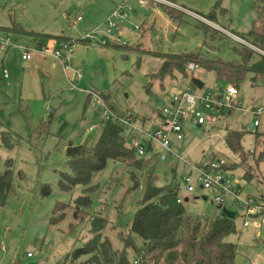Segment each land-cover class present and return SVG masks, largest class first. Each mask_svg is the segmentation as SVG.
Instances as JSON below:
<instances>
[{
    "label": "rangeland",
    "instance_id": "1",
    "mask_svg": "<svg viewBox=\"0 0 264 264\" xmlns=\"http://www.w3.org/2000/svg\"><path fill=\"white\" fill-rule=\"evenodd\" d=\"M258 2L261 0H145L144 3L139 0H0V37L14 41V45L0 54V132L5 130L20 137L19 144L12 149L5 148L0 138V171L11 168L14 181L13 191L0 205L2 263L78 264L87 259L86 255L77 260L73 257L77 248L92 237L89 219L82 218V211L75 219L72 207L85 186L71 191L59 187L61 173H69L66 164L69 144H84L87 140L90 143L100 134L101 126L89 131L90 125L101 123L102 116L100 105L86 91L93 88L105 94L108 105L117 115L132 114L146 128L154 125L156 117L163 118L160 111L169 105V96L189 86L196 89L194 79L204 83L198 88L200 92L225 101L228 98L225 91L232 84L218 80L214 71L203 67H197L193 74L187 70L188 76L175 70L173 76L162 80L158 76L163 62L160 55L199 49L208 58L240 61L235 49L245 42L236 34L247 35L253 28ZM118 4L132 9L128 11V19L119 21L121 41L108 39L104 43V22ZM170 7L181 11L176 12V18L169 15L173 11ZM194 12L205 18H199ZM78 16H82V21L76 23ZM199 19L218 32L206 30ZM15 23L27 32L5 31L4 28ZM46 32L73 39L93 34L87 45L80 40L75 42L74 56L68 61L70 74L53 56L45 53L34 52L31 59H22V47H49ZM117 35L114 31L113 36ZM237 89L233 105L225 114L215 111L212 116L204 104L208 113L205 124L197 127L190 118L183 119L184 137L181 141L173 139V145L187 163L178 162L174 157L163 161L153 153L148 156L150 163L146 170H154L159 176L156 184L179 186L183 207L196 218L213 219L221 209L212 202L216 194L201 188V183L194 184L193 192L187 191L183 178L191 170L190 163L224 161L231 166L221 173L227 179L232 178V182L238 178L242 196L249 195L264 203V75L247 71ZM27 103L35 123L48 121V131L39 132L40 137L35 134L32 141L19 110ZM259 108L263 110L255 115L254 111ZM256 120L259 124L251 129L249 125ZM229 129L243 132L244 155L226 143ZM131 171L135 170L108 161L106 169L91 182L94 188L89 193L93 200L91 208L108 218V227L103 233L116 249L124 247L127 226L143 193L139 186L129 189ZM135 173L144 185L147 179L140 171ZM60 201L70 203L64 209L66 215L58 224H51L52 210ZM84 210V214L91 213L90 209ZM230 210L236 212L235 231L226 240L237 244L234 264H264V224L255 223L261 221L262 215L246 216V208L235 204ZM245 219L251 222L247 226ZM131 239L127 255L135 262L143 239L136 234H131Z\"/></svg>",
    "mask_w": 264,
    "mask_h": 264
},
{
    "label": "trees",
    "instance_id": "2",
    "mask_svg": "<svg viewBox=\"0 0 264 264\" xmlns=\"http://www.w3.org/2000/svg\"><path fill=\"white\" fill-rule=\"evenodd\" d=\"M170 9L173 11L169 15L173 18H176L177 11L181 12L175 8L170 7ZM256 11L257 19L253 28L246 33L247 35L236 34V37L245 42L241 48L235 49L241 57L240 61L225 62L220 58H208L199 49L180 54L165 53L160 55L163 62L158 76L163 80L168 75L173 76L175 70L188 76L187 70L190 71L188 67L190 63L197 64L198 67H203L209 72L214 71L218 80L226 81L236 87L247 71L264 75V0L257 3ZM206 19L213 20L207 17ZM200 24L201 26L203 24L206 30L213 29L202 20ZM4 29L8 33L12 30L27 32L17 23ZM215 32L218 31L215 30ZM214 33L212 35L215 37ZM59 39L69 42L89 40L64 36H59ZM251 46L263 51H256ZM102 97L108 103L105 94L104 96L102 94ZM19 110L26 120L30 140L35 134L40 137L39 132L48 131V121L41 120L35 123L32 120L28 103L25 106L21 105ZM99 114H101L100 108ZM129 115L131 116L127 117L129 121L136 124V117ZM158 125L159 123L155 121L153 128ZM141 126L144 127V122ZM100 128L97 140L90 143L87 140L84 144H69L66 151L69 173L62 172L59 182V187L63 191H71L80 185L85 186L82 194L74 200L72 207L75 208V219L79 217L80 211H82V218L86 216L89 219L92 237L83 246L77 248L73 254L74 260L86 255L87 259L78 264H234L238 252L237 244L226 240L227 235L235 231L234 218H229L222 211L213 219H200L188 214L182 205L183 202L178 201L179 186H159L156 184L159 176L154 170H146V165L150 163L148 156L152 153L157 154L154 151L155 145L146 142L148 154L140 156L137 149L127 143L131 131L124 123L110 119ZM0 135L2 145L7 149H12L20 142L18 135L5 130H1ZM242 140L243 132L234 129L227 131L226 143L241 156L244 155ZM108 161L122 163L135 171L138 170L147 179L143 185L135 171L130 172L132 185L129 189L139 186L143 189V193L136 204L137 209L133 219L127 226L123 249H116L112 240L103 233V230L108 227V218L102 212L91 208L93 200L89 193L94 189L91 182L97 174L106 169ZM230 166L223 165L222 169L227 170ZM248 172L246 170V173ZM13 188V170L7 168L0 171V205L5 203ZM69 204L62 201L56 203L50 218L51 224H58L64 219L66 215L64 209ZM84 209H90L91 213L84 214L86 211ZM257 215L263 216L264 211ZM131 234H136L143 239V245L137 252L138 260L135 262H131L127 255V248L132 245Z\"/></svg>",
    "mask_w": 264,
    "mask_h": 264
},
{
    "label": "built area",
    "instance_id": "3",
    "mask_svg": "<svg viewBox=\"0 0 264 264\" xmlns=\"http://www.w3.org/2000/svg\"><path fill=\"white\" fill-rule=\"evenodd\" d=\"M140 3H144L145 0H139ZM131 7L127 9L126 5L120 4L117 5L114 12L105 20V34L103 42L107 43L108 39L114 40L116 43L121 41L119 35L113 36L114 31H120V19H126L128 17V11H131ZM195 13V12H194ZM199 18L201 16L195 13ZM82 16H78L76 21H80ZM202 19V18H201ZM93 34L86 35V38L91 39ZM125 43V42H124ZM14 45V41L9 37H0V52L6 51L10 46ZM75 47L74 41H64L59 42L58 47L55 50L49 51L44 46H41L39 49H32L28 46L22 47V59L29 60L32 58V54L37 51L42 53H49L54 56V58L60 60L62 64L66 67L68 61L71 58V53ZM191 72H194L198 67L197 64L190 63L188 65ZM5 76L7 77V72ZM225 91V90H224ZM89 96L93 98V101L100 105L102 121L98 125H90L89 131H92L96 128H99L105 121L110 119H115L121 121L124 125L131 131L130 137L127 140L129 146H133L137 149V153L140 156L148 154V147L146 142H149L155 145L154 151L157 153V156L160 160H166L168 157L174 156L177 159L188 162L184 157L178 154L174 149L172 144V135L176 136L177 140H182L184 137L183 134V119L190 118V120L196 125L205 124L207 120L208 113L205 112L203 105L208 106L210 110V115L213 116V112H227L233 105V98L237 96L238 89L235 85H229L226 89V96L228 97L225 101L221 97H216L215 95H210L208 92H197V89L194 87H187L181 91H178L170 96V103L168 106L163 108L160 112L163 114V119L159 125L155 128H146L137 123L129 121L128 115H117L108 105L107 101L103 99L102 94L98 93L93 88L88 89ZM263 108H259L254 111L255 115L259 113ZM49 111V109H48ZM259 122L254 121L253 126H257ZM153 152V151H152ZM226 163L222 160L217 162L206 161L203 164H192L190 172L186 175L183 180L185 182V187L187 191L193 192L195 190L194 184L201 183L202 188L212 190L215 195L212 202L221 206L222 208L227 206L226 203L228 199L232 200V204L241 205L243 208H246L247 215H257L264 211V203H259L257 199L247 195V197L242 196L243 189L241 188L238 178L232 182V178L227 179L221 173L222 166ZM196 179V180H195ZM179 202L182 201L181 198L178 199ZM223 212V211H222ZM246 220V219H245ZM251 222L246 220L244 225L247 226ZM256 225L261 226L264 224V215L261 218V221L255 222ZM28 257L31 256L30 253L27 254ZM0 264H4L0 261Z\"/></svg>",
    "mask_w": 264,
    "mask_h": 264
},
{
    "label": "crops",
    "instance_id": "4",
    "mask_svg": "<svg viewBox=\"0 0 264 264\" xmlns=\"http://www.w3.org/2000/svg\"><path fill=\"white\" fill-rule=\"evenodd\" d=\"M144 5V4H143ZM67 12H68V10H67ZM128 19V18H127ZM76 20H77V18H76ZM123 20H126V19H123ZM82 21V19L80 20V21H76V23L77 22H81ZM210 23H214V22H212L211 20H210ZM23 30H24V28H23ZM117 33H118V35H120V31H117ZM44 34H46V35H49L48 36V40H50V42H48V50L49 51H53V50H55L56 49V47H58V45H59V42H61L62 40L61 39H59V36H56V35H52V34H54V33H48V32H46V33H44ZM40 35H42V34H40ZM64 37H67V38H71L70 36H67V35H65ZM89 39V38H88ZM90 40H92V38L91 39H89V40H87V41H84V42H82L84 45H87V44H89L91 41ZM34 42H37V40H33ZM38 44L39 43H37L36 44V46H38ZM40 44H41V42H40ZM41 46H43V45H41ZM40 46V47H41ZM39 46H38V48H36V49H39L40 48ZM75 50L76 49H74L73 50V52L71 53V55H73L74 53H75ZM37 52H41V51H37ZM3 52H1L0 54H2ZM42 53V52H41ZM45 55H48L49 57L50 56H53V55H51V54H49V53H45ZM74 56V55H73ZM54 57V56H53ZM55 60H57L62 66H63V69H65V71H68L69 72V65H67L66 67L62 64V62L60 61V60H58L57 58L55 59ZM68 64H69V62H68ZM74 72H78V70H76V69H72ZM69 74H70V72H69ZM191 74H193V72H191ZM201 82V81H200ZM203 83V82H202ZM204 84V83H203ZM204 86V85H203ZM195 87H196V89H197V92H200L199 90H198V88H200V87H198V86H196L195 85ZM202 92H204V91H202ZM174 94V93H173ZM168 98H170V96L168 97ZM170 103V102H169ZM47 112H48V108H47ZM226 112H224L223 114H225ZM162 117L160 118V117H156L155 118V120L158 122V123H160L161 121H162ZM193 123V122H192ZM194 125H196L195 123H193ZM154 125H155V122H154ZM157 125V124H156ZM203 125V124H202ZM197 127L198 126H201V125H196ZM153 127V126H152ZM173 139H176V136L175 135H172V146H173V149L175 150V151H177L175 148H174V146L175 145H173ZM177 140V139H176ZM177 141H181V140H177ZM178 152V151H177ZM171 157H174V156H171ZM176 160H178V162H179V159H177L176 157H174ZM181 161V160H180ZM183 162V161H182ZM175 170H176V168H174V169H172V172H175ZM31 257V256H30ZM2 261V260H1Z\"/></svg>",
    "mask_w": 264,
    "mask_h": 264
},
{
    "label": "water",
    "instance_id": "5",
    "mask_svg": "<svg viewBox=\"0 0 264 264\" xmlns=\"http://www.w3.org/2000/svg\"><path fill=\"white\" fill-rule=\"evenodd\" d=\"M193 82H194V84H195L196 86H198V87H200V88H202L203 85H204V84H203L202 82H200L198 79H194ZM249 127H250L251 129L254 128L253 124H250ZM201 188H202V186H201ZM204 198L206 199L207 197L204 196ZM186 200H188V198H186ZM231 204H232V200H231V199H228V201H227V203H226L227 206L223 207V208H222V211H223V213H224L225 215H227L229 218H234V217L236 216V212L230 210ZM219 208L221 209V206H219Z\"/></svg>",
    "mask_w": 264,
    "mask_h": 264
}]
</instances>
